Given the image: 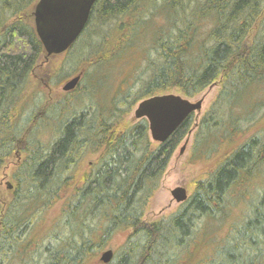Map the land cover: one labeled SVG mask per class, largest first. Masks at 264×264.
<instances>
[{
	"label": "trees",
	"instance_id": "1",
	"mask_svg": "<svg viewBox=\"0 0 264 264\" xmlns=\"http://www.w3.org/2000/svg\"><path fill=\"white\" fill-rule=\"evenodd\" d=\"M36 1L0 0V167L12 153L23 154L12 174L13 197L0 214L2 262L5 257L23 264L31 259L23 233L61 201L62 225L56 245H45V264H103L94 261L98 252L127 230L124 243L104 264H181L200 240L199 230L207 228L199 219L224 216L227 196L249 182L246 190L260 192L261 201L251 207L252 215L232 225L206 264H264V131L224 153L176 211L147 222L145 208L192 129V114L161 143L150 139L144 118L126 119L144 98L171 90L194 97L215 82L219 91L198 122L194 148L200 142L210 150L205 137L213 131L228 141L264 119V0H96L66 55L75 52L79 40H87L80 61L86 71L78 72L80 82L88 81L92 70L112 66L147 38L151 47L138 93L129 101L121 89L97 108L82 106L77 113L73 99L52 103L42 124L37 120L26 128L32 118L20 119L26 103L20 101L22 87L45 58L35 29L23 19ZM206 19L212 24L203 31ZM101 77L106 80L100 74L91 78L97 83ZM226 107H231L228 116ZM54 115L58 120H49ZM47 122L55 134L46 141L41 127ZM85 155L94 160L78 174Z\"/></svg>",
	"mask_w": 264,
	"mask_h": 264
},
{
	"label": "rangeland",
	"instance_id": "2",
	"mask_svg": "<svg viewBox=\"0 0 264 264\" xmlns=\"http://www.w3.org/2000/svg\"><path fill=\"white\" fill-rule=\"evenodd\" d=\"M35 3H33L27 12V16H24L23 18L25 22L27 21L32 25L33 29V10ZM160 20L161 19L158 17V21ZM202 24L203 31H206V29L212 24V20L206 19ZM79 41L75 44L76 47L73 49L75 52L70 53V55H66V52H64L62 54L52 55L46 61L45 58H41L31 74L32 79L22 87V90L24 91L20 101L26 99V103L22 104L24 110L21 111L22 115L20 116V119H25V121H27L26 119L28 116L29 118H32L31 124L26 128L35 125L37 120L42 124L41 119L44 115L47 117V108L51 106L52 103L59 105L60 103H66L69 99H73L74 104L72 107H75L77 113L82 110V106H95L97 108V104H101L104 100H107L109 95L122 91L121 89L124 91L123 94L126 92V94L130 95L129 101L134 98L136 93H138L140 88L139 80L146 76V73L144 72L146 67L144 59L147 56L148 47H151L150 41H147V38L143 40L141 48L133 49L129 56L124 59L117 61V63L112 66L104 67L102 71H97L95 69L91 71V77H97L100 74L104 75L106 80H103L104 77H101L96 83L90 77L88 81L81 80V82L79 81L73 89L64 91L62 86L68 79L75 76L80 69L86 71L84 64L80 61L83 59L81 53L83 54L85 53V50H87V40L81 39ZM95 83L97 84L96 86ZM90 85H93L92 88ZM93 88L94 92H91ZM88 89L91 90L88 91ZM85 90L86 94L83 93ZM218 91L219 84L218 82H215L196 96L188 97L190 100H197L199 98L203 99L201 111L199 114H192V129L188 132L185 138L181 140L170 157L167 168L160 181V186L151 196L145 208L143 221L151 222L160 217L172 214L181 204L176 202L171 195V191L175 187H184L189 197L194 191L196 182L200 181L201 178L207 177L211 168H213L217 161L222 159L224 153L226 154L232 149L233 145L236 146L237 144H240V142L242 143L244 139L254 132L257 133L258 130L264 131V119H260L257 122L250 124L251 126L248 127L250 130H246V134L235 136L228 141H221L222 139L220 137L222 136L220 134V137H218L219 134L217 135V131L209 133L206 137L204 136L207 138L206 140H211L208 143L211 146L210 150L206 149L205 145H202L200 142H198L199 144L194 148L196 143V131L199 127L198 122L208 108H210L212 102L216 99ZM168 93L179 94L176 90L168 91ZM29 95L30 98L28 99ZM137 103L138 102L134 104L132 110L127 115V120L132 122L138 120L133 114ZM230 111L231 107H226L224 112L227 115L225 116H228ZM232 111H234V109H232ZM66 114L67 113L65 112V115ZM50 115L51 113H48V116ZM55 116L56 115H54V117H49V120L55 119L57 121L59 117ZM41 129L44 131H42V140L47 141L51 135L53 137L55 134L53 125L48 124V122L44 127L42 126ZM183 146L184 149L181 151L180 149ZM203 148L204 151L200 150ZM22 157V153H20V155L12 153L0 167V214L6 203L13 197L15 185L13 183L12 174L15 172L17 163ZM93 160V155H85L83 161L81 160V163H79L77 169L78 174H81V171L84 170L86 164ZM72 172L75 174L74 171ZM70 173L71 172H68V174ZM8 183L11 184V188H8ZM252 183L256 186L260 185L259 179H254ZM241 185L242 186H238L239 188H236L229 196H227L225 201L226 206L224 207L226 212L224 213V216H218L213 219H199L202 222L204 221L199 225H206L207 228L204 231L201 230L202 232L199 230L198 235L200 236V240H196L197 242L192 244L189 254H185L181 257L179 260L181 264H206L207 259L213 255L212 253H214V250H218L219 252L220 249L218 245L228 235L229 231L234 229L232 225L237 223L236 221H242L253 214L251 207H253V204L256 205L261 201L262 195L258 191L253 193L251 190H246L247 188L252 187L249 182H245ZM239 191H243V193L240 195L235 194ZM61 206L62 202L59 201L55 205L49 207L42 212L41 216L35 219L33 225L23 233L22 237L30 242L29 245L32 254L31 259H28L25 264H45V260L47 259V253L44 251V248L46 247L45 245H56L59 225H62V222H60L62 220ZM129 233L128 230L120 231L109 238L103 249H101L94 258V261L96 263L100 261L99 257L103 251L107 249L114 251L119 248L124 243ZM32 242H34L33 245ZM38 242L40 246L36 247ZM214 245H217L215 249ZM2 256L3 255H0V264H23L19 258L9 259L5 257L2 262ZM217 256L218 255H216V258Z\"/></svg>",
	"mask_w": 264,
	"mask_h": 264
},
{
	"label": "water",
	"instance_id": "3",
	"mask_svg": "<svg viewBox=\"0 0 264 264\" xmlns=\"http://www.w3.org/2000/svg\"><path fill=\"white\" fill-rule=\"evenodd\" d=\"M96 0H38L34 5V29L45 52V61L52 55L68 50L85 27L91 8ZM81 73L68 79L64 91L73 89ZM203 99L190 100L180 94L163 93L140 100L133 111L136 119L144 118L152 141L161 143L191 114H199ZM184 149V146L180 149ZM8 188L11 184L8 183ZM173 199L182 203L187 198L186 189L177 186L171 191ZM113 251L107 249L99 257L108 263Z\"/></svg>",
	"mask_w": 264,
	"mask_h": 264
},
{
	"label": "bare ground",
	"instance_id": "4",
	"mask_svg": "<svg viewBox=\"0 0 264 264\" xmlns=\"http://www.w3.org/2000/svg\"><path fill=\"white\" fill-rule=\"evenodd\" d=\"M95 3V2H94ZM84 29V28H83ZM83 31V30H82ZM82 33V32H81ZM80 36V35H79ZM76 41V40H75ZM78 73H81V72H78Z\"/></svg>",
	"mask_w": 264,
	"mask_h": 264
},
{
	"label": "flooded vegetation",
	"instance_id": "5",
	"mask_svg": "<svg viewBox=\"0 0 264 264\" xmlns=\"http://www.w3.org/2000/svg\"><path fill=\"white\" fill-rule=\"evenodd\" d=\"M16 155H17V153H16Z\"/></svg>",
	"mask_w": 264,
	"mask_h": 264
}]
</instances>
